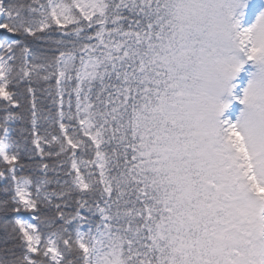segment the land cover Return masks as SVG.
Here are the masks:
<instances>
[{
  "label": "snow or ice",
  "instance_id": "1",
  "mask_svg": "<svg viewBox=\"0 0 264 264\" xmlns=\"http://www.w3.org/2000/svg\"><path fill=\"white\" fill-rule=\"evenodd\" d=\"M0 264H264V0H0Z\"/></svg>",
  "mask_w": 264,
  "mask_h": 264
},
{
  "label": "trees",
  "instance_id": "2",
  "mask_svg": "<svg viewBox=\"0 0 264 264\" xmlns=\"http://www.w3.org/2000/svg\"><path fill=\"white\" fill-rule=\"evenodd\" d=\"M38 95H39V93H38ZM37 159H38V157H37ZM25 163H27V160L25 161Z\"/></svg>",
  "mask_w": 264,
  "mask_h": 264
}]
</instances>
